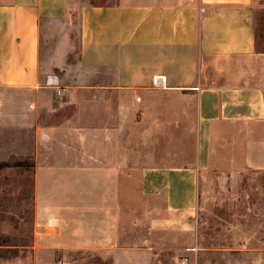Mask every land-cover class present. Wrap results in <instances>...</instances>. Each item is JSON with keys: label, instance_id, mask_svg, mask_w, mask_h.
I'll use <instances>...</instances> for the list:
<instances>
[{"label": "crops", "instance_id": "0c3cea01", "mask_svg": "<svg viewBox=\"0 0 264 264\" xmlns=\"http://www.w3.org/2000/svg\"><path fill=\"white\" fill-rule=\"evenodd\" d=\"M258 10H264V0L84 5L81 66L106 77L65 85L57 96L40 70L41 26L66 18L70 0H0V162L15 156L33 165L12 173L33 186L30 248H112L117 193L129 188L133 151H140L133 131L141 136L139 145L158 132L172 136L170 162L159 166L152 155L153 169L141 173L145 195L171 183L168 215L152 220V227H177L195 207L198 177L206 170L264 172ZM159 78L162 86L155 84ZM155 88L188 107L173 111L170 123L156 117L150 126L141 124L148 114L140 108L141 122L133 125L132 105L146 103L145 89ZM163 166L169 169L166 178L154 168ZM69 213L77 223L98 216L106 238L88 241L82 229L74 244L62 243L60 221ZM48 229L57 234L47 238Z\"/></svg>", "mask_w": 264, "mask_h": 264}, {"label": "rangeland", "instance_id": "374dc122", "mask_svg": "<svg viewBox=\"0 0 264 264\" xmlns=\"http://www.w3.org/2000/svg\"><path fill=\"white\" fill-rule=\"evenodd\" d=\"M116 1L70 0L66 18L42 24L41 74L56 76L61 87L105 78L101 71L81 66L79 16L84 5ZM257 30L264 47V10L257 11ZM160 90L145 89L147 102L132 105L133 125L141 122L140 108L148 114L141 124L150 126L156 117L159 122L170 123L173 111L182 112L188 107L185 101L174 103L172 93ZM189 106L192 111V102ZM132 137L133 146L137 145L140 151H133L132 178L126 184L129 188L123 194L117 193L114 241L110 249L30 248L32 183L18 182L19 176L13 175L16 168L0 171V264H264V172L206 170L198 177L195 207L181 215L177 227H152V220L168 215L171 183L164 181L158 184V192L145 195L141 173L153 169L149 165L152 155L159 166L170 162L172 136L169 131L158 132L149 136V142L141 140L140 145L141 136L133 131ZM18 158L6 160L15 162ZM143 162L148 165H137ZM154 168L166 178L168 166ZM156 207L161 213L153 211ZM60 226L57 238L64 244H74L75 238H79L77 232L82 229L88 241L107 235L98 216H84L83 222L77 223V216L69 213L61 217ZM56 234L54 230L45 231L47 238ZM36 237L39 240L38 230Z\"/></svg>", "mask_w": 264, "mask_h": 264}, {"label": "built area", "instance_id": "2783aa9c", "mask_svg": "<svg viewBox=\"0 0 264 264\" xmlns=\"http://www.w3.org/2000/svg\"><path fill=\"white\" fill-rule=\"evenodd\" d=\"M155 84L158 86H162V79H156ZM45 85L54 90L57 96H61L63 94L64 88L59 85L58 78L56 76H47Z\"/></svg>", "mask_w": 264, "mask_h": 264}, {"label": "trees", "instance_id": "16d2710c", "mask_svg": "<svg viewBox=\"0 0 264 264\" xmlns=\"http://www.w3.org/2000/svg\"><path fill=\"white\" fill-rule=\"evenodd\" d=\"M261 50V49H259ZM32 164L27 162V160H23V161H18L16 160L15 162L13 161H9V162H0V169H4V168H25V170H30V168H32ZM32 190V188H31Z\"/></svg>", "mask_w": 264, "mask_h": 264}]
</instances>
